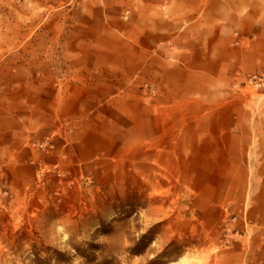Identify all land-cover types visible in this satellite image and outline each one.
<instances>
[{
  "label": "rangeland",
  "instance_id": "rangeland-1",
  "mask_svg": "<svg viewBox=\"0 0 264 264\" xmlns=\"http://www.w3.org/2000/svg\"><path fill=\"white\" fill-rule=\"evenodd\" d=\"M80 1L0 0L2 88L32 84L33 107L43 110L42 88L72 80L74 53L123 60L136 49L125 9L103 11L97 40L67 39L74 19L91 12ZM223 2L219 105L178 106L172 121L157 105L154 75L104 74L119 89L75 123L82 149H47L51 139L2 149L0 264H264V83L245 82L264 74L248 63L264 0ZM187 12L177 10L174 33L215 34L216 17L205 25L204 12ZM137 103L146 109L144 147ZM71 130L59 123L53 139L63 134L68 147Z\"/></svg>",
  "mask_w": 264,
  "mask_h": 264
},
{
  "label": "crops",
  "instance_id": "crops-1",
  "mask_svg": "<svg viewBox=\"0 0 264 264\" xmlns=\"http://www.w3.org/2000/svg\"><path fill=\"white\" fill-rule=\"evenodd\" d=\"M77 9L91 12L74 19L73 25L78 27L72 29L67 39L97 40L93 36H98L104 29L98 31L95 28L105 26L106 23L103 11L125 9L130 11L126 24L127 34L130 40L138 42L136 49L129 51L123 60L121 57L112 60L113 57L105 53L90 57L74 53L69 57L68 68L72 80L46 83L42 88L47 91L45 96L42 93L39 96L46 103L43 110L33 107L32 84H9L2 88L0 83V152L2 149L9 152L16 151L15 149H34V144L49 139L52 143L47 149H82L81 125L75 123L91 107L104 105L112 89H119V85H112L111 78L105 76L106 74H141L143 78L148 74L154 75L158 89L157 105L172 116V121H177L173 116L184 106L207 107L210 104L219 105L224 100V87H220L222 83L219 81L224 77L225 67V36L221 24L225 9L223 0H87L80 1ZM177 10H188L185 16L191 19L192 11L204 12L202 19L205 25L212 23L216 17L215 34L174 33ZM257 17L255 14V22ZM257 31L248 55V63L255 69L264 66V26L257 28ZM235 53L239 63L241 52L234 50ZM94 73L103 76L97 79L95 77L94 80ZM82 75L85 76L82 78ZM211 79L216 81H210ZM122 103L127 102L122 99L115 100L116 105ZM13 104L15 109L3 108L6 105L12 107ZM137 106L138 120L143 122L140 134L142 145L145 138L146 109L144 103H137ZM82 107L85 108L83 112ZM212 115L214 120L218 119L219 114L213 112ZM64 122L72 125L68 137L71 143L68 147L63 145V134H57L53 139L59 123ZM37 130L40 132L36 133ZM172 136L174 135L169 134V137ZM260 199L261 196L257 201H264ZM260 208L262 206L258 205L257 210Z\"/></svg>",
  "mask_w": 264,
  "mask_h": 264
},
{
  "label": "built area",
  "instance_id": "built-area-1",
  "mask_svg": "<svg viewBox=\"0 0 264 264\" xmlns=\"http://www.w3.org/2000/svg\"><path fill=\"white\" fill-rule=\"evenodd\" d=\"M245 82L251 86L259 87L264 83V74L260 76H249Z\"/></svg>",
  "mask_w": 264,
  "mask_h": 264
}]
</instances>
